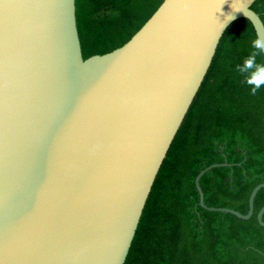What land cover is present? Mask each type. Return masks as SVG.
I'll return each mask as SVG.
<instances>
[{"label": "water", "instance_id": "water-1", "mask_svg": "<svg viewBox=\"0 0 264 264\" xmlns=\"http://www.w3.org/2000/svg\"><path fill=\"white\" fill-rule=\"evenodd\" d=\"M256 0H164L123 46L83 58L76 0H0V264H124L228 26ZM232 17L228 19V17ZM200 205L250 219L249 211ZM264 206L258 220L264 226Z\"/></svg>", "mask_w": 264, "mask_h": 264}, {"label": "trees", "instance_id": "trees-1", "mask_svg": "<svg viewBox=\"0 0 264 264\" xmlns=\"http://www.w3.org/2000/svg\"><path fill=\"white\" fill-rule=\"evenodd\" d=\"M164 0H76L83 58L127 43ZM251 8L264 23V0ZM248 18L224 32L210 68L157 174L124 264H264V226L258 213L264 188L250 219L204 209L249 211L254 188L264 183V86L255 95L235 71L257 38ZM264 62V55L257 57ZM264 220V215H263Z\"/></svg>", "mask_w": 264, "mask_h": 264}, {"label": "clouds", "instance_id": "clouds-1", "mask_svg": "<svg viewBox=\"0 0 264 264\" xmlns=\"http://www.w3.org/2000/svg\"><path fill=\"white\" fill-rule=\"evenodd\" d=\"M251 48L253 51L236 66L235 71L244 76L245 83L251 87L252 95H255L264 86V62H257V57L264 55V39L261 37L253 39Z\"/></svg>", "mask_w": 264, "mask_h": 264}]
</instances>
